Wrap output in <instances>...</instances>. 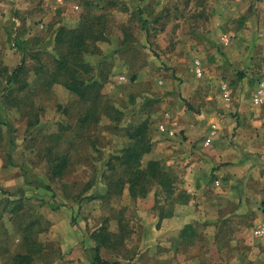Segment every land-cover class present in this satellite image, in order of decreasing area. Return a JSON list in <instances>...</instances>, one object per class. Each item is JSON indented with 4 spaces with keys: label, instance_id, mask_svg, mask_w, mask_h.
<instances>
[{
    "label": "rangeland",
    "instance_id": "374dc122",
    "mask_svg": "<svg viewBox=\"0 0 264 264\" xmlns=\"http://www.w3.org/2000/svg\"><path fill=\"white\" fill-rule=\"evenodd\" d=\"M72 31L85 35L79 53ZM73 70L87 98L65 86ZM263 80L264 0H0V192L15 197L21 227L55 235L31 248L16 231L21 245L0 248V264H94L96 246L109 264H264L253 193L217 200L212 239L189 227L177 238V201L206 193L215 204L221 187L225 164L205 159L217 143L205 145L208 126L236 152L258 137L264 103L252 96ZM135 130L141 167L159 161L168 181L158 173L145 196L131 193L124 163ZM27 248L31 257H12Z\"/></svg>",
    "mask_w": 264,
    "mask_h": 264
},
{
    "label": "crops",
    "instance_id": "0c3cea01",
    "mask_svg": "<svg viewBox=\"0 0 264 264\" xmlns=\"http://www.w3.org/2000/svg\"><path fill=\"white\" fill-rule=\"evenodd\" d=\"M260 124H263L262 121L260 122ZM178 125L179 123L177 121V127ZM187 125L188 124L179 125L183 130H185L184 134H187ZM213 127H215L216 134L213 136V141L210 145H213L216 140L217 143L214 144L215 147L213 150L207 149L205 159L207 163L210 164H215L214 162L216 161L225 164L215 170V173L217 174V182L218 184L221 183V187H214L213 189L215 193L213 202L215 204H211L207 200L209 194L206 195V193H198L196 201H177V238H180L181 240L187 238V236L189 235L196 236L199 230L202 231L203 229H205L204 234L212 239L211 237H213L214 226L210 222H208L211 220L209 213L211 212L212 218L214 216V213H216L215 215H217L219 207L216 202L221 196L223 198H229L236 196V194L252 195L253 193V195L259 197L261 199V202L264 204V125L262 128V132L261 130L258 131V133L260 134L258 137H254L252 140L248 139L244 144L245 146L239 143L237 152L233 149H230L227 144L221 142L219 137L221 133V127L215 122L210 123V125L208 126L205 138L210 135ZM253 142H255V144ZM191 144L192 143L189 140L183 145L186 146L187 149L189 148V146H191ZM247 145H250L251 148L248 149ZM249 153H252V155ZM190 154H192L191 149L188 150V155ZM250 162H252L251 165H253L254 163L255 165L253 167V170H251L250 172L251 175L247 176L246 173L249 171V167L251 166L248 165ZM204 177H206V175H204ZM188 184H191V188L185 187L187 191L186 194L195 195V190H199V188L196 187L193 183ZM199 186L205 188L206 181L203 183H199ZM8 198L12 197L10 195H8V197H5V195L0 192V248L5 251V254H10L9 250L13 249L12 244H15L16 241L21 245V238H18L16 236V234L19 232L22 234L25 243L30 245L31 248H35V246L42 240H44V238H46L48 235L55 238V235H53L54 230H52V228L49 231H42L39 238H36V236H33L36 230L31 229V224H28L26 226L24 225L25 227L23 228L20 226L19 222H15L13 218L14 213L12 211H16L19 206H12V201H14L15 197H13V200ZM219 216H217V218H219ZM259 216L261 219V224L264 223V211H262ZM187 227H189L188 229L192 228L190 231H192L193 233L191 232L189 235H187L185 233ZM27 228L28 231L30 229L29 233L26 230ZM5 234L9 236V242H7L6 244H2L3 235ZM256 237L259 238V241L257 242H259L263 247V250L260 254V259L264 261V236ZM29 250L31 249L27 248L26 252L18 251L12 253V257L15 258L17 257V255L21 257L23 254L31 257L30 253L28 252ZM77 264L80 263L77 262Z\"/></svg>",
    "mask_w": 264,
    "mask_h": 264
},
{
    "label": "trees",
    "instance_id": "16d2710c",
    "mask_svg": "<svg viewBox=\"0 0 264 264\" xmlns=\"http://www.w3.org/2000/svg\"><path fill=\"white\" fill-rule=\"evenodd\" d=\"M65 29H61L57 35V40H61L62 35L64 34ZM69 42L70 47H73V52L75 53H79L80 51H82L83 46L85 44V35L83 34V31L81 32H75L72 31V35L70 37V39H67ZM63 41V38L62 40ZM62 64V61H61ZM24 65V61L22 62L21 65H19L17 67V69L14 72L22 71ZM65 86L74 91L75 93H78L80 95L81 98H87L88 97V88L86 87V85H84V81H82L81 79H79L76 75H75V70L70 72L69 78L66 80L65 82ZM140 134V132H138V130H135V134L133 135L134 138V143L128 147V149L125 152V156H124V163L127 166V170H128V182L130 185V190L131 193L134 194V191L136 189V187H139V190L141 192H139V195L141 196H145L147 193V189H146V183L148 181H151V178L155 177V178H159V174H160V183L167 185L168 181L166 180V175L164 172H162L160 170V163L157 160H150L148 162V165L143 168L140 165V157L141 154L144 151V145H142L140 139L138 140L137 136ZM66 162L63 160L61 161L59 164H57L56 167V171L57 172H61L62 169L65 167ZM137 193V192H136ZM137 195V194H135ZM95 256L93 258V263L94 264H109V261L102 258L100 255V251H99V247L96 246L95 247ZM132 264H139V263H132Z\"/></svg>",
    "mask_w": 264,
    "mask_h": 264
},
{
    "label": "built area",
    "instance_id": "2783aa9c",
    "mask_svg": "<svg viewBox=\"0 0 264 264\" xmlns=\"http://www.w3.org/2000/svg\"><path fill=\"white\" fill-rule=\"evenodd\" d=\"M195 72L198 76H201L204 72V69L201 65L200 61H195ZM226 97H228V92H225L224 94ZM253 103L255 105H260L264 103V80L259 83V86L257 90L254 92V95L252 96ZM159 129L161 132L168 133L170 135H174V131L168 130L164 124H160ZM216 134L215 127L210 132V135L205 138V145H210L213 141V136ZM253 233L255 236H264V223L257 225L254 227Z\"/></svg>",
    "mask_w": 264,
    "mask_h": 264
}]
</instances>
